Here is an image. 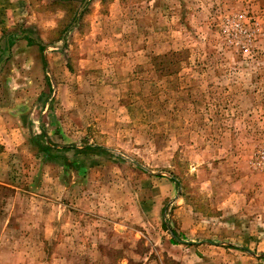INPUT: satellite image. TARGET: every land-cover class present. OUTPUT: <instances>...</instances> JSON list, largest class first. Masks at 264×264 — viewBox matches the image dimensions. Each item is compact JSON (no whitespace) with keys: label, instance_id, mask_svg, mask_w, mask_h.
<instances>
[{"label":"rangeland","instance_id":"1","mask_svg":"<svg viewBox=\"0 0 264 264\" xmlns=\"http://www.w3.org/2000/svg\"><path fill=\"white\" fill-rule=\"evenodd\" d=\"M0 264H264V0H0Z\"/></svg>","mask_w":264,"mask_h":264},{"label":"trees","instance_id":"2","mask_svg":"<svg viewBox=\"0 0 264 264\" xmlns=\"http://www.w3.org/2000/svg\"><path fill=\"white\" fill-rule=\"evenodd\" d=\"M24 38L28 41V43H34L33 42V39H31V37H28V36H24ZM39 46V48L41 49V50H43V46L42 45H38ZM53 146H51V144H49L47 147H45V148H43L42 150H44V152L46 151V150H49L50 148H52ZM63 149L64 150H71V149H74V150H76V151H79L78 149H76L75 147H73V146H71V147H63ZM89 148H87V147H85L82 151H84V150H88ZM173 242L174 243H176V241L175 240H173Z\"/></svg>","mask_w":264,"mask_h":264},{"label":"water","instance_id":"3","mask_svg":"<svg viewBox=\"0 0 264 264\" xmlns=\"http://www.w3.org/2000/svg\"><path fill=\"white\" fill-rule=\"evenodd\" d=\"M85 3H86V1H85Z\"/></svg>","mask_w":264,"mask_h":264}]
</instances>
